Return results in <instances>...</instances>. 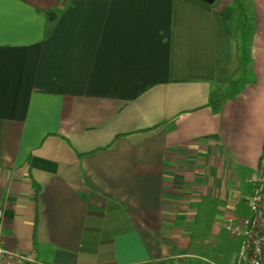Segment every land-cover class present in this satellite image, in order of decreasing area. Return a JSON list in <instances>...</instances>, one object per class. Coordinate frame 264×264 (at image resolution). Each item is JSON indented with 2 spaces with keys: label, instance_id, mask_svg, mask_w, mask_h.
Listing matches in <instances>:
<instances>
[{
  "label": "crops",
  "instance_id": "obj_1",
  "mask_svg": "<svg viewBox=\"0 0 264 264\" xmlns=\"http://www.w3.org/2000/svg\"><path fill=\"white\" fill-rule=\"evenodd\" d=\"M244 1L249 35L242 0L4 3L7 247L47 264L220 260L221 235L238 250L224 224L264 155V0Z\"/></svg>",
  "mask_w": 264,
  "mask_h": 264
},
{
  "label": "built area",
  "instance_id": "obj_2",
  "mask_svg": "<svg viewBox=\"0 0 264 264\" xmlns=\"http://www.w3.org/2000/svg\"><path fill=\"white\" fill-rule=\"evenodd\" d=\"M249 183L250 192L244 198L247 216L231 217L224 224L229 236L238 242L233 264H264V155ZM3 231L4 216L0 211V264H47L33 251L7 247Z\"/></svg>",
  "mask_w": 264,
  "mask_h": 264
},
{
  "label": "rangeland",
  "instance_id": "obj_3",
  "mask_svg": "<svg viewBox=\"0 0 264 264\" xmlns=\"http://www.w3.org/2000/svg\"><path fill=\"white\" fill-rule=\"evenodd\" d=\"M242 2L247 6L240 8L239 7V17L241 18L240 20L242 21V31H245V33L247 35H249L250 29H251V20L248 19V16H250V11L248 8V4L245 3L244 0H242ZM247 2V0H246ZM221 5V3H220ZM215 242V241H214ZM217 244V248L218 243H214ZM220 244V243H219ZM213 248L216 249V247L213 246ZM237 252L236 250V245L234 242H228L227 237L225 235H221V258L220 260H218V258H213L210 257L209 254L207 257L210 258L209 261H202V260H191L192 264H232V261L234 260L233 257H235V253Z\"/></svg>",
  "mask_w": 264,
  "mask_h": 264
},
{
  "label": "trees",
  "instance_id": "obj_4",
  "mask_svg": "<svg viewBox=\"0 0 264 264\" xmlns=\"http://www.w3.org/2000/svg\"><path fill=\"white\" fill-rule=\"evenodd\" d=\"M241 81H242V79H237V80H234V81H232L230 83V86L232 87V91H231L232 94H235L237 92L238 85L240 84ZM218 103H220V100L217 101L216 105ZM206 202L209 203V206L210 207L207 210L202 211V213H201V219H203L205 221H211V219H212L211 212H212L213 206L215 205V200H207Z\"/></svg>",
  "mask_w": 264,
  "mask_h": 264
},
{
  "label": "snow or ice",
  "instance_id": "obj_5",
  "mask_svg": "<svg viewBox=\"0 0 264 264\" xmlns=\"http://www.w3.org/2000/svg\"><path fill=\"white\" fill-rule=\"evenodd\" d=\"M7 0H0V23L3 21V5Z\"/></svg>",
  "mask_w": 264,
  "mask_h": 264
},
{
  "label": "water",
  "instance_id": "obj_6",
  "mask_svg": "<svg viewBox=\"0 0 264 264\" xmlns=\"http://www.w3.org/2000/svg\"><path fill=\"white\" fill-rule=\"evenodd\" d=\"M203 1L207 2L210 5H214L217 2V0H203Z\"/></svg>",
  "mask_w": 264,
  "mask_h": 264
}]
</instances>
